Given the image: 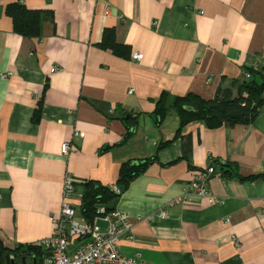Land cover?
Instances as JSON below:
<instances>
[{
    "label": "crops",
    "instance_id": "0c3cea01",
    "mask_svg": "<svg viewBox=\"0 0 264 264\" xmlns=\"http://www.w3.org/2000/svg\"><path fill=\"white\" fill-rule=\"evenodd\" d=\"M14 1L49 11L38 33L15 29L5 11ZM105 29L127 54L102 44ZM134 51L142 57L132 59ZM261 64L264 0H0L1 245L46 249L41 240L52 233L67 174L75 219L104 228L102 214L82 215L83 182L118 186L122 161L148 157L102 204L128 216L120 253L150 264H264V178L239 179L214 163L226 160L240 175L264 172V101L251 123L210 128L193 120L176 136V112L155 113L163 90L210 98L244 65ZM127 125L132 133L121 142ZM162 140L170 142L157 147ZM210 164L207 184L220 202L186 188ZM81 240L73 236L68 251ZM6 254L10 264H38L31 252Z\"/></svg>",
    "mask_w": 264,
    "mask_h": 264
},
{
    "label": "trees",
    "instance_id": "16d2710c",
    "mask_svg": "<svg viewBox=\"0 0 264 264\" xmlns=\"http://www.w3.org/2000/svg\"><path fill=\"white\" fill-rule=\"evenodd\" d=\"M5 11L12 17L15 29L28 35L39 32L43 12H49L44 9L28 8L18 1L8 3L5 6ZM101 42L119 53L127 54V47H123L115 41L112 30H104ZM243 70V75L235 78L231 86L219 84L210 98H204L194 92L179 95L163 90L156 99L155 113L162 118L170 109L176 112L179 117V126L175 136L180 134L183 125L193 120H200L210 128L223 124L231 126L237 123H251L255 120L264 101V64L244 65ZM32 117L34 120L39 119L40 106L35 108ZM127 120L131 126L136 124V119L132 118L130 114H128ZM129 127L127 125V131L121 142L132 133ZM169 142L170 140H162L157 144V147ZM151 160L152 158L147 157L141 160L122 161L119 166L116 184L121 189L125 188L128 182L141 173ZM214 163L217 166H221V168L227 166L223 168V172L228 175H237L239 179L264 178V172L249 175L237 174L232 164L226 162V160L220 161V159H217ZM73 185L76 189L74 182ZM81 187L80 208L82 215L88 221L93 219L98 206L117 195L111 187L95 180H86ZM105 210L108 211L110 209L105 207ZM30 252L35 254L38 264H42L48 249H42L37 244L9 248L2 246L0 243V264H5L6 253L19 258Z\"/></svg>",
    "mask_w": 264,
    "mask_h": 264
},
{
    "label": "built area",
    "instance_id": "2783aa9c",
    "mask_svg": "<svg viewBox=\"0 0 264 264\" xmlns=\"http://www.w3.org/2000/svg\"><path fill=\"white\" fill-rule=\"evenodd\" d=\"M142 55V52L134 51L131 58L138 60ZM56 68L57 66H52L51 70ZM11 73L7 71L1 76H8ZM73 134L83 135V131L75 130ZM70 147V143L64 141L61 144V151L66 153ZM214 170L213 164L199 169L186 186L187 190L199 196H205L210 201H222L216 198L207 184ZM112 188L115 192H119L118 186L113 185ZM74 192L72 178L70 174H67L63 180L60 212L52 217V233L41 240L48 249L42 264H150L139 257L126 256L118 250V234L129 227L126 213L115 209L106 211L105 207L100 205L96 209V214L104 216L106 220L104 228L100 227L96 219L93 222H79L74 217L75 207L70 200ZM78 194L80 195V192ZM165 214V210L159 211L160 216ZM73 236H78L82 240L72 252H69L68 246ZM127 237L131 239L132 234H127Z\"/></svg>",
    "mask_w": 264,
    "mask_h": 264
},
{
    "label": "water",
    "instance_id": "95a60500",
    "mask_svg": "<svg viewBox=\"0 0 264 264\" xmlns=\"http://www.w3.org/2000/svg\"><path fill=\"white\" fill-rule=\"evenodd\" d=\"M5 259H6V264H10L9 255L8 254L5 255Z\"/></svg>",
    "mask_w": 264,
    "mask_h": 264
}]
</instances>
